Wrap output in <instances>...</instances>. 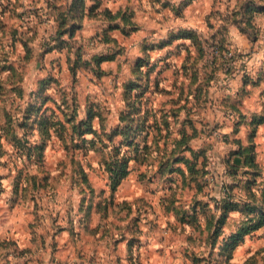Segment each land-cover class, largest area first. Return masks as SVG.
<instances>
[{"label":"rangeland","instance_id":"374dc122","mask_svg":"<svg viewBox=\"0 0 264 264\" xmlns=\"http://www.w3.org/2000/svg\"><path fill=\"white\" fill-rule=\"evenodd\" d=\"M234 1L0 0V264H264L208 223L264 181L215 93L229 27L259 35Z\"/></svg>","mask_w":264,"mask_h":264},{"label":"crops","instance_id":"0c3cea01","mask_svg":"<svg viewBox=\"0 0 264 264\" xmlns=\"http://www.w3.org/2000/svg\"><path fill=\"white\" fill-rule=\"evenodd\" d=\"M198 2L200 3L198 4ZM234 2L236 4H232V9L239 12L243 11V17L244 14L252 13L255 5L263 8H260L263 11H255L253 14L254 20L252 24L257 27L259 35H257L256 39L253 38L251 33L244 28L245 21L240 25L233 24L229 27V43L236 50L237 58L234 65L230 68L226 65L225 60H216L218 65L222 67L218 75L219 86L215 89V93L219 97L225 98L226 101L235 102L234 107L227 106L226 108L225 119L228 123V131L226 132H230L234 126L240 127L241 131L236 137L241 138L244 143L247 140L246 138L249 137V129L255 127L254 142L256 144H264V63L261 60L262 47L264 45V0H256V2L255 0H235ZM203 4H205L203 11L207 12L213 8L214 0H195L191 6L201 7ZM238 5L240 6L239 10H237ZM247 12L249 13L247 14ZM237 214L239 213H232L230 217H235ZM174 220L170 217L169 219L166 218L165 222L167 224L168 221L174 222ZM263 233L264 227L245 237L244 242L235 250V262L238 260L240 262L246 261L256 252V248L264 245V240L260 241L250 255L240 256L241 252L252 246L253 236Z\"/></svg>","mask_w":264,"mask_h":264},{"label":"trees","instance_id":"16d2710c","mask_svg":"<svg viewBox=\"0 0 264 264\" xmlns=\"http://www.w3.org/2000/svg\"><path fill=\"white\" fill-rule=\"evenodd\" d=\"M260 8L262 7L255 5L254 8L252 9L253 12L250 14L252 17L250 20L251 25L253 22L254 12L263 11L262 10L263 8L262 9ZM223 49L225 52L227 49H230V47L225 43ZM217 59L220 60L221 58L215 59V63L218 65V61H216ZM223 60L224 59H221V61ZM255 132H256V128L253 127V132L250 137L251 140H249L250 142L252 141V137L254 139ZM234 155L242 156V159L246 161H251L250 163L251 166H254L256 164L254 160L256 156H254L252 153L246 154L241 151V152H235ZM243 155H245V158L243 157ZM226 163H227L228 171H232L231 172L232 175H234L235 177L241 176L239 174V170L235 168L237 167V165L234 164V162L230 163V160H227ZM125 175H126V171H123L120 174V177H118L116 180L113 179L112 181L113 189L117 187L118 183ZM243 175L250 176V169L244 171ZM253 175H254V179H252L253 185L250 182L248 183L247 192L249 198L248 197L246 198L245 196L240 199H236V196L238 195V193L236 192V189H238L239 187L238 184L228 187V196L226 197L225 201L219 202V204L217 203V205L215 206V208L220 212V215L217 217L216 220L214 219L208 220V223L214 227V231H212L213 233L210 236L212 238L211 240H213L211 244L212 246H214L217 243L219 235L222 234V232H220L221 228L226 223L230 215L235 212L243 214V216L241 215L242 220L238 223V226L236 228H233L228 235L223 237V243H224L223 251L226 252L228 258L232 257L233 253L238 248V246L244 242L246 236H249L255 233L257 230L264 227V181L261 184L256 185L258 177H261L260 175L262 174L260 171H257ZM245 176L242 180L243 183L247 185ZM256 186L257 188L255 189ZM188 218H193V215H191L190 217H186V219ZM187 221L191 223L190 220Z\"/></svg>","mask_w":264,"mask_h":264},{"label":"built area","instance_id":"2783aa9c","mask_svg":"<svg viewBox=\"0 0 264 264\" xmlns=\"http://www.w3.org/2000/svg\"><path fill=\"white\" fill-rule=\"evenodd\" d=\"M237 58V52L233 49H227L225 53V62L226 65L230 68L234 65Z\"/></svg>","mask_w":264,"mask_h":264}]
</instances>
